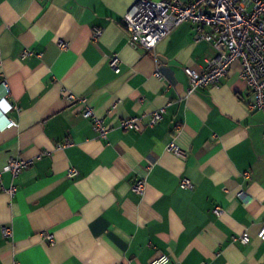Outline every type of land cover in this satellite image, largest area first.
<instances>
[{
	"label": "crops",
	"instance_id": "1",
	"mask_svg": "<svg viewBox=\"0 0 264 264\" xmlns=\"http://www.w3.org/2000/svg\"><path fill=\"white\" fill-rule=\"evenodd\" d=\"M133 2L0 0V81L10 89L2 99L0 85V167L12 156L33 161L1 176L16 191L0 188V264H148L160 254L168 264H264V110L246 108L239 61L187 93L184 68L202 71L214 47L194 42L188 21L152 49L131 46L122 17ZM66 91L102 119L105 137ZM129 116L139 127L121 129ZM140 177L142 195L132 190Z\"/></svg>",
	"mask_w": 264,
	"mask_h": 264
},
{
	"label": "built area",
	"instance_id": "2",
	"mask_svg": "<svg viewBox=\"0 0 264 264\" xmlns=\"http://www.w3.org/2000/svg\"><path fill=\"white\" fill-rule=\"evenodd\" d=\"M188 21L194 28V42L204 40L210 43L216 54L207 59L202 71H196L190 67H185L189 87L187 93H192L197 88L216 85L227 75L230 66L239 61L240 77L249 89L250 98L246 102L249 111L264 110V0H191L184 2L181 0H134L122 17V24L127 32L128 43L137 48L142 46L152 49L158 41L168 35L173 28L182 22ZM101 30L95 28L92 37L96 39ZM61 48L67 45L65 42L59 43ZM28 52H24V56ZM120 58L113 54L109 59L111 68L118 72L120 70ZM158 75V72H156ZM0 85L4 89L5 99L9 92L7 81L2 78ZM64 98L68 103L79 101L84 104L83 98L74 94L64 93ZM12 108L19 110L15 105ZM163 109H157L150 115L149 124L157 123L163 114ZM81 114L92 121L93 127L99 136L105 137L107 128L103 125L100 117H97L90 107L84 104ZM16 121L9 120L6 128L16 126ZM140 125L139 116H129L121 120L120 128L123 130L138 128ZM69 143L58 145L64 147ZM174 153H181L179 147L170 143L167 147ZM31 159L12 156L6 164L0 167V188L10 196L14 195L16 187L14 185L5 188L1 184V176L4 171L11 173L13 177L19 175L21 171L32 164ZM78 174L75 167H69L66 175L73 178ZM180 187L192 189L193 184L190 179L182 177ZM146 186L144 177L134 180L132 190L142 195ZM213 212L219 216L221 207L217 206ZM5 236H11L9 227L3 228ZM43 237L50 243L54 242L52 234L43 232ZM257 236L264 239V225H262ZM238 240L242 244L250 241L247 233H242ZM170 257L167 254H160L151 259L148 264H168Z\"/></svg>",
	"mask_w": 264,
	"mask_h": 264
}]
</instances>
